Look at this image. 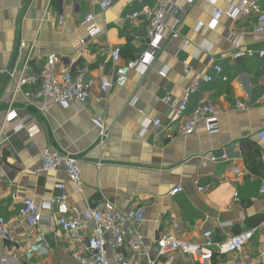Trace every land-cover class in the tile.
<instances>
[{"label":"crops","instance_id":"1","mask_svg":"<svg viewBox=\"0 0 264 264\" xmlns=\"http://www.w3.org/2000/svg\"><path fill=\"white\" fill-rule=\"evenodd\" d=\"M170 1L187 13L178 35L166 33L163 50L143 74L140 68L132 70L123 87L112 86L103 93L96 85L85 103L63 107L52 102L43 113L42 101L25 95L28 87L16 90L27 54L33 72L45 65L47 54H55L59 59L56 73L68 68L72 59L73 71L82 70L96 82L101 76L113 82L111 50L120 47V61L124 62L147 48L146 24L129 16L151 5V0H114L105 11L98 0H52L46 14V0H0V217H15L26 197L41 203L59 195L48 182V173L41 170L40 153L50 148L68 152L78 161L79 188L63 171L53 173L56 181L65 184L70 213L104 200L119 208L141 205L145 213L140 230L148 249L166 234L193 242L200 241L203 232L212 231V238L218 240L264 226V195L259 193L264 179V142L257 134L264 128V59L232 58L236 43L264 50V32L253 31V16L234 20L220 15L214 27H208L215 10L227 8L232 0ZM258 3L264 10V0ZM89 13L101 33L76 49L86 35L83 19ZM198 21L203 25L196 29ZM20 41L28 44L21 51ZM207 52L221 65L225 81L205 64ZM182 59L191 62V72H183ZM161 70L167 71L166 78ZM203 75H210L212 81L200 84L187 112L202 98L213 101L220 109L218 131L208 133L201 121L193 133L178 136L176 127L169 125L173 103L194 77ZM166 92L172 97L171 104L154 100ZM235 100L248 107L237 109ZM10 104L24 126L17 132L6 120ZM96 117L109 128L102 147L92 123ZM145 117L160 118L164 129L146 127ZM33 126L38 132L30 137L27 129ZM223 153L226 160L210 159ZM195 181L212 187L200 192ZM174 187L182 191L170 196ZM40 212L37 228L46 248L34 244L22 226L16 229L14 241L0 240V264H79L72 255L74 244L57 223L54 206ZM263 241L264 236L257 233L249 250ZM143 260L141 255L137 257L138 264ZM155 264L195 263L176 251ZM211 264L236 262L232 255H221Z\"/></svg>","mask_w":264,"mask_h":264},{"label":"built area","instance_id":"2","mask_svg":"<svg viewBox=\"0 0 264 264\" xmlns=\"http://www.w3.org/2000/svg\"><path fill=\"white\" fill-rule=\"evenodd\" d=\"M98 1L102 11L107 10L114 2V0ZM188 1L192 3L194 0ZM205 1L213 2L214 0ZM51 2L52 0H46L44 14L47 13ZM186 13L185 9L170 0H151V5H144L140 10L134 11L129 19H140L146 24L147 48L137 58L121 62V49L120 47H114L111 50L115 72L113 82L104 76L99 77L96 82L82 70L73 71L71 68L72 59L68 60V68L56 73V65L59 59L55 54H47L45 65L35 72L30 71V53H28L17 79L16 90L28 87L24 92L25 95L32 99L41 100L40 110L46 113L49 103L52 102L59 103L63 107H67L73 102L85 103L96 85L103 93L108 92L112 86L123 87L127 83L132 70L140 68L143 74L151 66L153 60L163 50L167 32L170 33L171 37L178 35V26ZM220 15H225L234 20L253 16L255 17L253 31L255 33L264 32V10L261 9L258 0H232L227 8L215 10L211 23L207 26L214 27ZM58 23H62L61 16L58 18ZM83 23L86 35L83 39H80L76 49L101 33V28L94 21L92 14H87L83 19ZM202 25L203 23L198 21L196 29ZM227 37V39H232L231 34ZM34 42L29 43L30 51L34 47ZM27 45L25 41H20L19 51L26 48ZM234 46L236 48L232 54L234 60L252 57L264 59V50L240 47L238 43ZM181 64L184 73L192 71L190 61L182 59ZM205 64L212 67L223 81L227 79L223 75L221 65L215 63L214 57L208 52L205 57ZM0 71H3V69L0 68ZM160 75L166 78L167 71L161 70ZM211 81L212 77L210 75L194 77L183 90L181 98L174 101L175 111L170 117L169 125L176 127V135L193 133L197 124L201 121L205 123V129L208 133L218 131L217 116L220 109L213 101L202 98L190 112H187L190 98L199 89L200 84ZM154 100L165 105L172 103L169 92H166L163 97L155 96ZM234 103L237 109L248 107L246 103L238 100H235ZM139 111L143 113L142 109ZM6 120L12 124L16 132L24 128L22 123L18 121L17 112L11 107V104L6 112ZM92 123L97 129V144L102 147L109 136V128L102 119L97 117L92 119ZM144 125L146 127L151 125L156 131L164 129L160 118L145 117ZM146 127H144V130ZM37 132L38 128L34 126L27 129L30 137ZM257 134L258 139L264 142V128H261ZM210 159L213 162L223 161L227 159V155L224 153L220 157L212 155ZM40 160L41 170L48 173V182L60 193L58 196L41 203H37L31 197L24 198L15 217H0V240L14 241L16 229L24 226L26 236L34 244L42 246L41 249L46 248L44 235L38 232L37 228L42 220L40 211L42 208L50 209L54 206L57 213V223L68 240L74 244L72 255L79 264H138L137 257L139 255L144 258L140 264H155L162 257L176 251L191 258L195 264H211L215 257L221 255H232L236 264H264V241L253 250L248 248L257 233L264 236V226L260 230L256 227L245 229L218 240L212 238V231L203 232L202 239L193 242L180 239L173 234H166L158 237L152 247L148 249L144 244V238L140 230L145 213L144 207L141 205L119 208L104 200L97 205L87 206L79 212L70 213L65 184L56 181L53 173L61 170L78 188L81 187L82 176L77 159L68 152H58L50 148H44L40 153ZM262 160L264 163V152ZM195 185L200 192H205L212 187V184L200 185L198 181H195ZM181 191V187H174L169 191V195L175 196ZM259 193L264 195V179Z\"/></svg>","mask_w":264,"mask_h":264}]
</instances>
